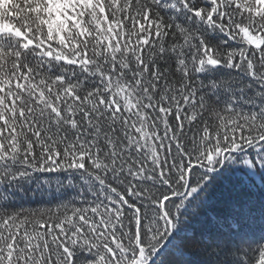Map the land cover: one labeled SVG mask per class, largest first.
Instances as JSON below:
<instances>
[{
	"label": "snow or ice",
	"instance_id": "6c2138e0",
	"mask_svg": "<svg viewBox=\"0 0 264 264\" xmlns=\"http://www.w3.org/2000/svg\"><path fill=\"white\" fill-rule=\"evenodd\" d=\"M0 264H264V0H0Z\"/></svg>",
	"mask_w": 264,
	"mask_h": 264
}]
</instances>
